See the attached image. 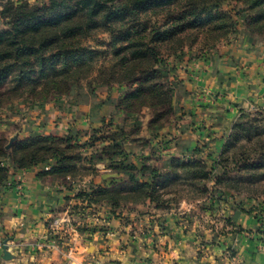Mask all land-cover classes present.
Here are the masks:
<instances>
[{"label":"trees","instance_id":"trees-1","mask_svg":"<svg viewBox=\"0 0 264 264\" xmlns=\"http://www.w3.org/2000/svg\"><path fill=\"white\" fill-rule=\"evenodd\" d=\"M227 1L48 0L38 5L2 0L0 104L13 96L48 99L70 95L87 79L92 85L125 84L129 90L117 107L127 113L149 108L148 126L163 128L174 113V88L157 67L164 54L183 56L184 47L192 48L202 32L201 48L227 39L237 23L234 14L243 17L249 34H264V0H233L240 3L235 13L222 9ZM157 9L166 11V22L150 28L142 18ZM97 31L111 36L104 50L84 45ZM105 53L108 62L99 63ZM256 113L260 118L241 114L212 167L195 157H174L167 167L137 165L122 144L132 140V131L121 126L105 131L104 123L98 128L104 131L101 135L95 136L97 130H92L83 143L70 134H40L7 148V139L0 134V186L11 176L10 168L29 169L52 161L38 175L72 183L78 177L98 176L96 164L102 162L109 169L104 185L92 182L89 190L76 193L79 201L164 205L169 200L205 197L211 191L210 182L220 193L228 189L264 195V124H260L264 109ZM84 147L95 151L83 155Z\"/></svg>","mask_w":264,"mask_h":264},{"label":"crops","instance_id":"crops-1","mask_svg":"<svg viewBox=\"0 0 264 264\" xmlns=\"http://www.w3.org/2000/svg\"><path fill=\"white\" fill-rule=\"evenodd\" d=\"M241 41H245L242 36ZM230 54L241 64L206 65L200 81H196L195 90L188 96L190 119L179 121L174 127L176 134L171 137L152 136L158 142L150 140L153 146L151 153L146 151L135 157L137 162L167 167L174 157L186 160L198 145H207L219 153L239 110L250 109L254 103L263 104L262 57L254 55L250 59L246 53L245 56L242 52L241 55ZM34 128L30 126L20 132L27 136L38 130V127ZM137 142L141 146L140 141ZM97 170L103 177L109 172L102 166H98ZM17 172L20 173V170ZM21 173L22 194L18 193L13 176L12 186H0V264H64L65 257L60 247L48 250L33 248V245L48 234L50 216L62 211L70 202L84 211L83 214L74 213L75 225L78 224L81 234L72 233L70 240L75 258L84 264H264V234L258 230L259 227L264 228L261 225L263 222L251 213L230 210L232 222L240 224L244 230L234 231V235L230 231L227 237H218L207 251L199 250L194 245L198 235L211 240L213 233L196 227L197 223L192 218L177 217L178 212L170 211L165 217L147 223L149 229L137 228L133 232L124 221L114 217L108 220V208L104 202L84 207V203L82 205V202L70 199L72 189L66 190L58 186L57 181L39 176L36 169H23ZM89 180L95 183L96 179L90 176ZM186 204L182 201L178 207H185ZM161 220H164V225L159 230L157 225ZM84 227H91L93 231L102 229L94 237H89V231ZM110 231H114L115 235H110ZM1 241L13 243V248L14 244L18 247L13 250L8 246L11 259L3 258L4 245ZM225 247L229 249L228 256L225 255L224 251L228 252Z\"/></svg>","mask_w":264,"mask_h":264},{"label":"rangeland","instance_id":"rangeland-1","mask_svg":"<svg viewBox=\"0 0 264 264\" xmlns=\"http://www.w3.org/2000/svg\"><path fill=\"white\" fill-rule=\"evenodd\" d=\"M14 2L24 1V0H12ZM32 4L43 5L47 4L48 0H25ZM2 0H0V9ZM240 7V3L228 0L222 5L223 10L230 9L233 13L237 11ZM167 16L166 11L162 9L150 10L145 13L142 20L146 21L151 28L154 24L161 25L166 22ZM234 19L237 20L234 31L227 37L217 43H214L210 46L201 48L200 41L203 38L204 34L199 33L198 42L188 48L186 45L184 47V53L177 56H168L164 54V61L158 64L160 71L166 74V82L174 88L173 91V101L172 106L174 113L169 117V123L163 128H157L156 126H148V121L151 117V110L149 108H142L136 112L122 111L117 107L119 99L129 90L125 84H113L111 86L102 85V84H90L89 81L83 80L81 85L74 89L70 94H63L61 96H50L48 99H39V98H29V97H16L13 96L9 100L5 98L4 102L0 104V134L7 139L6 147L9 148L18 140H21L28 136L40 135V134H54L65 136L67 134L72 135L74 138H78L80 143H83L87 138L90 137L92 130H97L95 136L102 134V131H99L104 123V130L116 129V126H121L123 129L132 133V140H125L122 144L126 147H129V159L134 161L135 164L140 165L142 161L137 162V156L142 155L144 152H150L153 149L151 146V141H156L154 138L159 136L170 137L176 134L177 123L182 120L188 121L190 119V98L188 96L196 88V81H200L202 70L205 69L206 65H212V67L220 66L222 63L229 64L230 62L235 65L238 63L241 64L239 60H236L235 57L232 58L230 53L248 54L250 59L253 56H261L260 61H264V34H249L245 27L243 17L237 14H234ZM5 25L2 20H0V29L4 28ZM244 37L245 41H241ZM191 37V36H190ZM111 36L106 31H97L91 34L84 40V45L89 48H95L98 50L106 49V44L110 40ZM189 40L186 39V43ZM246 53V54H245ZM103 54L99 58V63L104 60ZM217 59V60H216ZM230 63V64H231ZM216 64V66H214ZM95 74V71L92 75ZM263 104H255L250 109L241 108L239 114L236 115L232 125L229 127L228 132L226 133L225 140L220 148L219 153L216 150L209 148V146H196L190 152V156L187 158L195 157L196 159L205 160L210 167L213 165L216 166L215 159L221 156V152L224 148V144L228 139L229 135L232 132V126L235 122L240 119V116L243 112L251 113V117H258L256 112L264 109V98ZM181 122V123H182ZM264 124L263 121L260 123ZM38 127L34 134L23 135L21 129L26 131L28 127ZM20 132V133H19ZM165 134V135H164ZM150 136V137H148ZM154 136V138L152 137ZM21 137V138H19ZM149 139V140H148ZM151 140V141H150ZM141 146H138V142ZM264 141V136L262 137ZM158 142V141H156ZM248 144V143H247ZM99 145V144H98ZM198 148V151H195ZM94 148H83V155L90 156L94 152ZM217 154V155H216ZM7 165L9 164L6 162ZM147 163V162H146ZM49 162L39 163L31 168L36 169L40 172L42 170H48L50 165ZM102 166L105 169V163L98 162L96 167ZM47 167V168H46ZM216 171H219V168H215ZM18 170L23 171V168H10L12 172L11 177L17 178ZM108 173V172H107ZM107 176H101L100 173L95 177V183L97 185H104V179ZM47 178L52 179V181H57L61 186L66 190L72 189L70 192L73 196L70 199H75L76 193L80 190H89L91 188V182L89 180L90 176L87 177H78L76 180H73L72 183H65L61 178L53 179L52 177L47 176ZM88 180V182H87ZM71 188H68V186ZM209 187L211 191L207 193L205 197H199L193 200H187L185 207L181 208L179 206L180 202H173L169 200L164 205H157L147 201L146 203L132 204L131 202H124L112 205L109 202H104V205H107L108 220L110 217L114 219H119L125 226L130 229V231L135 232L140 229L150 228L147 224L153 219L162 218L166 216V213L178 212L177 217H188L189 219L195 220L197 223L196 227L201 228L202 231H208L213 233L211 240H205L203 237L198 235V239L194 241V245L199 248V250H205L210 244H213L218 237H227L228 232L234 231L237 233L244 227L240 224H235L232 222V214L230 210H241L244 214H253L258 216L259 221L264 227V195L263 194H249L236 193L228 189H224L222 193L214 186L213 182H210ZM222 194V195H221ZM67 196V195H66ZM69 199V200H70ZM74 201V200H70ZM84 207L90 208L89 206L94 203L87 201H80ZM185 211V212H183ZM230 219L231 221H229ZM142 220V221H141ZM146 223V224H143ZM164 225V220H161L158 223V229ZM196 225V224H195ZM91 231L93 228L89 227ZM100 228L96 229V232ZM259 232L264 234V228L259 227ZM230 232V233H231ZM110 235L114 236L115 232L110 231ZM216 246V245H215ZM227 251L225 255L228 256L229 249L225 247ZM108 250V249H107Z\"/></svg>","mask_w":264,"mask_h":264},{"label":"built area","instance_id":"built-area-1","mask_svg":"<svg viewBox=\"0 0 264 264\" xmlns=\"http://www.w3.org/2000/svg\"><path fill=\"white\" fill-rule=\"evenodd\" d=\"M21 172L18 173L19 175L15 182L19 194L23 193V179ZM5 184L7 186H12V179L6 180ZM81 209L80 206L70 202L62 211L52 214L49 218L48 234L43 239L34 243L33 248H45L51 250L60 247V249H62V254L65 257L64 264H84L83 261H78V259L75 258L74 247L70 242L72 233H76L77 235L81 234L80 227H78V224L75 225L77 220L74 214L76 212L83 214L84 211ZM95 234L96 230L87 232L89 237H94ZM1 244L5 245L6 248H8V246L13 248V243L8 241H1ZM17 248L18 247L14 244L13 250H16Z\"/></svg>","mask_w":264,"mask_h":264},{"label":"water","instance_id":"water-1","mask_svg":"<svg viewBox=\"0 0 264 264\" xmlns=\"http://www.w3.org/2000/svg\"><path fill=\"white\" fill-rule=\"evenodd\" d=\"M3 258L8 260L12 258L11 253L7 250L6 246H3Z\"/></svg>","mask_w":264,"mask_h":264}]
</instances>
